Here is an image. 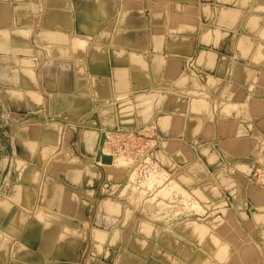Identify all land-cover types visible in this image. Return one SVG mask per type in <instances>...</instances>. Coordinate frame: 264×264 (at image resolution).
Returning a JSON list of instances; mask_svg holds the SVG:
<instances>
[{
	"label": "crops",
	"instance_id": "1",
	"mask_svg": "<svg viewBox=\"0 0 264 264\" xmlns=\"http://www.w3.org/2000/svg\"><path fill=\"white\" fill-rule=\"evenodd\" d=\"M263 81L264 0H0V264H264ZM123 126L201 210L125 193Z\"/></svg>",
	"mask_w": 264,
	"mask_h": 264
},
{
	"label": "rangeland",
	"instance_id": "2",
	"mask_svg": "<svg viewBox=\"0 0 264 264\" xmlns=\"http://www.w3.org/2000/svg\"><path fill=\"white\" fill-rule=\"evenodd\" d=\"M185 66L189 70L194 69L192 63L191 64L185 63ZM193 71L196 73V75L200 74L196 71V69ZM124 130H126V132H124ZM124 130H122L123 134L119 135V136L110 135L113 131H111L110 134L105 135V141L104 142L108 147V151H109L108 153H110V154L115 153V154L121 155L123 157H125V156L127 157V159L124 158L125 161L116 162V164L118 166L129 167L131 170L133 169L134 173L132 175L135 176L137 179H139L138 181L147 178V176H149L150 173L157 174V178L155 179L156 182L154 181L152 186L150 185L151 187H149L148 190L144 191L145 193L139 194L135 198L140 199V197L144 198L147 196H151L150 201H152V200L155 201L156 197H157L156 195H158V193L161 190H164V188L169 189V190L171 189L170 193H174L173 188H171V186H170L171 185L170 182L173 181L174 185L176 184V186L178 187L176 180L172 179L171 175H169V173H166L162 169L157 168L155 166V164L153 163L152 159L150 158L151 151H153V149L159 144L158 143L159 138H157L158 135H157V132L155 131V127L154 126L153 127H147L145 129L144 128H131V129L125 128ZM150 130H151V132H150ZM102 133L103 134L108 133V129H101V134ZM109 135H110V137H108ZM107 138L109 139L108 143H107ZM180 146H183V145L181 144ZM111 151H113V153ZM131 158L133 161L131 160ZM255 171H256V168L252 171V174H256V173H254ZM145 173H146V175H145ZM143 176H144V178H142ZM257 177H258V175L255 176L256 179H257ZM168 179H169V181H168ZM159 181H162V182L160 183ZM157 186H160L162 188L159 187V189L156 191V190H154V188ZM183 192H185V191L179 188L178 192H177L179 197L177 199L176 196H173L174 199L178 200V202H181V204H183L185 206V208H187L189 206L190 209L193 208L195 210H201V206L200 205L197 206V202H194L196 205L194 203H191V201L188 200V198L183 194ZM159 195L162 196V198H169L170 197V194L168 197H167V195H165V196H163L161 194H159ZM148 198H150V197H148ZM185 198H187V199H185ZM185 200H186V204H185ZM143 208L146 209V207H143ZM178 211H179V213L184 212L181 208H179Z\"/></svg>",
	"mask_w": 264,
	"mask_h": 264
},
{
	"label": "bare ground",
	"instance_id": "3",
	"mask_svg": "<svg viewBox=\"0 0 264 264\" xmlns=\"http://www.w3.org/2000/svg\"><path fill=\"white\" fill-rule=\"evenodd\" d=\"M3 1V0H2ZM72 1V0H71ZM98 1V0H97ZM100 1V0H99ZM104 1V0H103ZM120 3V2H119ZM125 3V2H124ZM196 3V2H195ZM15 4V3H14ZM13 4V5H14ZM27 4V3H26ZM73 4V3H72ZM102 4H103V2H102ZM189 4V3H188ZM10 5V4H9ZM23 5H25V3L23 4ZM99 6V5H98ZM7 7V6H6ZM72 7H73V5H72ZM116 7V6H115ZM125 7V6H124ZM3 8V7H2ZM69 8V7H68ZM116 8H118V7H116ZM29 9V8H28ZM105 9V8H104ZM3 10V9H2ZM123 10V9H122ZM121 10V11H122ZM6 11V10H5ZM65 11V10H64ZM95 11V10H94ZM5 13V12H4ZM119 13V12H118ZM70 15V14H69ZM19 16V15H18ZM110 16V15H109ZM21 17V16H20ZM114 17V16H113ZM112 17V18H113ZM60 18V17H59ZM73 19V18H72ZM4 20V19H3ZM74 20V19H73ZM10 21V20H9ZM31 21V20H30ZM79 21V20H78ZM108 21V20H107ZM199 21H201V18H200V20ZM72 22V21H71ZM74 22V21H73ZM22 23V22H21ZM7 25V24H6ZM12 26V25H11ZM161 27V26H160ZM7 28V27H6ZM64 28V27H63ZM81 29V28H80ZM71 30H73V29H71ZM56 31V30H55ZM170 31V30H169ZM171 32H172V30H171ZM84 33V32H83ZM108 33H110V32H107V34ZM112 33V32H111ZM174 33V32H173ZM11 34V33H10ZM9 34V35H10ZM80 34V33H79ZM216 35V34H215ZM84 36V35H83ZM37 37H38V35H37ZM215 37V36H214ZM67 38V37H66ZM10 39H11V37H10ZM7 41V40H6ZM110 41V40H109ZM12 42V41H11ZM93 42V41H92ZM6 43V42H5ZM4 44V43H3ZM7 45H9L8 43H7ZM93 45V44H92ZM108 45V44H107ZM110 45V44H109ZM12 46V45H11ZM13 47V46H12ZM97 47V46H96ZM9 48V47H8ZM13 50H15V49H13ZM10 51V49H8V52ZM7 52V51H6ZM62 52V51H61ZM68 53H69V49H68ZM102 54V53H101ZM105 54V53H104ZM11 55V54H10ZM13 55V54H12ZM62 55V54H61ZM68 55V54H67ZM15 56V55H14ZM107 58V57H106ZM89 59V58H88ZM131 59V58H130ZM206 60V59H205ZM126 61V60H125ZM13 63V62H12ZM24 63V62H23ZM90 64V63H89ZM123 65H124V63H122ZM180 64V63H179ZM175 66V65H174ZM28 67V66H27ZM16 69V68H15ZM19 68H17V70H18ZM14 70V69H13ZM16 70V71H17ZM23 70V69H22ZM41 71V70H40ZM217 71V70H216ZM187 72V71H186ZM185 72V73H186ZM131 73H132V71H131ZM24 74V73H23ZM130 74V73H129ZM136 74V73H135ZM25 75V74H24ZM137 75V74H136ZM190 75V74H189ZM135 76V75H134ZM243 76H244V74H243ZM14 77V76H13ZM39 77V76H38ZM6 78V77H5ZM12 78V77H11ZM134 78H136V77H134ZM181 78V77H180ZM244 78V77H243ZM137 79V78H136ZM135 79V80H136ZM137 82V81H136ZM189 82V81H188ZM264 82V81H263ZM131 83V82H130ZM184 84V83H183ZM143 86V85H142ZM140 87V86H139ZM177 88V87H176ZM184 88V87H183ZM185 88H186V86H185ZM184 88V89H185ZM189 88V87H188ZM181 89V88H180ZM179 89V90H180ZM210 89V88H209ZM110 90V89H109ZM113 90V89H112ZM111 90V91H112ZM189 90V89H188ZM207 90V89H206ZM110 92V91H109ZM114 92V91H113ZM219 94V93H218ZM11 95V94H10ZM112 95V94H111ZM194 95H196V94H194ZM17 96V95H16ZM28 96V95H27ZM202 96V95H201ZM204 96V95H203ZM40 97V96H39ZM108 97V96H107ZM41 98V97H40ZM104 98V97H103ZM111 98V97H110ZM116 98V97H115ZM20 99H21V97H20ZM36 99V98H35ZM102 99V98H101ZM100 99V100H101ZM242 99H243V97H242ZM245 99V98H244ZM113 100V99H112ZM183 100V99H182ZM246 100V99H245ZM40 101V100H39ZM104 101V100H103ZM32 102V101H31ZM38 102V101H37ZM90 102V101H89ZM104 102H106V101H104ZM241 102H243L242 100H241ZM248 102V101H247ZM35 104V103H34ZM240 107V106H239ZM198 110V109H197ZM196 110V111H197ZM151 111V110H150ZM195 111V112H196ZM251 111V110H250ZM153 111H151V113H152ZM154 113V112H153ZM180 113V112H179ZM186 113V112H185ZM189 113V112H188ZM250 114V113H249ZM186 115V114H185ZM188 115V114H187ZM178 116H180V115H178ZM171 117V116H170ZM144 119V118H143ZM175 119V118H174ZM201 119V118H200ZM249 120V119H248ZM251 120V119H250ZM249 120V121H250ZM154 121V120H153ZM175 121V120H174ZM134 122V121H133ZM146 123V122H145ZM158 124V123H157ZM116 125V124H115ZM128 125V124H127ZM132 126V125H131ZM166 126V125H165ZM173 126V125H172ZM177 126V125H176ZM179 126V125H178ZM123 128H126V127H124L123 126ZM160 128V127H159ZM131 129V128H130ZM112 130H109L108 129V133H104V139H103V142L101 143H99V147H98V150H99V154H97V156H96V160H97V162H100V163H102V161H101V156L102 155H109V156H111V158H112V160H111V162L110 163H105V164H107L108 166H110V165H117L116 164V162H123V161H125V159H127V157L125 156V157H123V156H121V155H118V154H115V153H113V154H110V153H108L109 151H108V147H107V145L105 144V135H108V134H110V132H111ZM159 131V130H158ZM249 131V130H248ZM252 131V130H251ZM150 132H151V130H150ZM251 133V132H250ZM159 136V135H158ZM162 136V135H161ZM158 138V137H157ZM15 141V140H14ZM19 141V140H18ZM28 143V142H27ZM159 143V142H158ZM181 143V142H180ZM179 143V144H180ZM226 143V142H225ZM35 144V143H34ZM61 144V143H60ZM162 144V143H161ZM230 144V143H229ZM59 145V144H58ZM163 145V144H162ZM228 145V144H227ZM62 146V145H61ZM165 147V146H164ZM174 147H175V145H174ZM149 148V147H148ZM167 148V147H166ZM174 149V148H173ZM243 149V148H242ZM152 150V149H151ZM164 150V149H163ZM171 150V149H170ZM40 151V150H39ZM56 151V150H55ZM144 151V150H143ZM167 151V150H166ZM181 151V150H180ZM179 151V152H180ZM150 152V151H149ZM182 152V151H181ZM95 155V154H94ZM46 156V155H45ZM139 156V155H138ZM179 156H182L181 154H179ZM191 156V155H190ZM49 158V157H48ZM125 158V159H124ZM173 158V157H172ZM150 159V158H149ZM193 159V158H192ZM130 160V159H129ZM131 160H132V158H131ZM156 160V159H155ZM61 161V160H60ZM133 161V160H132ZM191 161V160H190ZM189 161V162H190ZM47 162V161H46ZM197 162V161H196ZM99 163V164H100ZM156 163V162H155ZM191 163V162H190ZM195 163V162H194ZM27 164V163H26ZM35 164V163H34ZM183 164V163H182ZM200 164V163H199ZM186 165H188V164H186ZM185 165V166H186ZM159 166H160V164H159ZM184 166V165H183ZM30 167V166H29ZM104 167V166H103ZM119 167V166H118ZM189 167V166H188ZM78 168V167H77ZM80 168V167H79ZM119 168H123V166H120ZM134 168V167H133ZM193 168V167H192ZM192 168H190V169H192ZM42 169V168H41ZM67 169H68V167H67ZM149 169V168H148ZM86 170H88V169H86ZM133 170V169H132ZM186 170V169H185ZM91 171H92V169H91ZM127 171V170H126ZM195 171V170H194ZM43 172V171H42ZM41 172V173H42ZM129 172V171H128ZM132 172V171H131ZM130 172V173H131ZM154 172V171H153ZM143 173V172H142ZM202 173V172H201ZM75 174V173H74ZM171 174V173H170ZM169 174V175H170ZM176 174V173H175ZM189 174V173H188ZM124 175V174H123ZM131 175V174H130ZM145 175H146V173H145ZM168 175V176H169ZM163 176V175H162ZM19 177H20V175H19ZM138 177V176H137ZM174 177V176H173ZM142 178H144V176L142 177ZM157 178V174H155V173H150V175L149 176H147V178H145V179H143V180H140V181H138L139 179H137L135 176H131V180H130V184L128 185V187H129V190H126L125 191V193L126 194H128L130 197H136L137 195H139V194H142V193H145L144 191H146V190H148V188L149 187H151L152 186V184H153V182L155 181V179ZM160 178V177H159ZM175 178V177H174ZM161 179V178H160ZM166 179V178H165ZM129 180V179H128ZM162 180V179H161ZM172 180V179H171ZM175 180V179H174ZM75 181V180H74ZM168 181H169V179H168ZM167 181V182H168ZM108 182H110V180L108 181ZM122 182V181H121ZM156 182V181H155ZM160 183L162 182V181H159ZM14 183V182H13ZM115 183H117V182H115ZM119 183V182H118ZM172 182H170V184H171ZM178 183V182H177ZM165 184V183H164ZM107 185V184H106ZM126 185V184H125ZM151 185V186H150ZM21 186V185H20ZM79 186V185H78ZM115 186V185H114ZM168 186V185H167ZM172 186V185H171ZM175 186V185H174ZM23 187V186H22ZM54 187V186H53ZM105 187V186H104ZM165 187V186H164ZM173 187V186H172ZM179 187V186H178ZM178 187H176V188H178ZM106 188V187H105ZM123 188V187H122ZM124 188H125V186H124ZM113 189V188H112ZM158 189V188H157ZM175 189V188H174ZM179 189V188H178ZM185 189V188H184ZM18 190V189H17ZM125 190V189H124ZM171 190V189H170ZM170 190L169 189H165L164 188V190H161L159 193H158V195H156L157 197H156V200L155 201H153L152 200V202H150L151 203V207H150V209L152 210V211H154V210H156V211H160L161 210V208H162V206H168L167 208H169V206H171V204H170V202L168 201L167 202V200L165 201L163 198H162V196H160L159 194H161V195H163V196H165V195H167V197L169 196V193H170ZM115 191V190H114ZM157 191V190H156ZM176 191H177V189H176ZM16 192V191H15ZM54 192V191H53ZM187 192V191H186ZM186 192H183V194L185 193L186 194ZM216 192V191H215ZM84 193V192H83ZM123 193V192H122ZM124 193V194H125ZM149 193V192H148ZM175 193V192H174ZM58 194V193H57ZM171 194V193H170ZM240 194V193H239ZM263 194V193H262ZM86 195V194H85ZM174 195V194H173ZM190 195V194H189ZM24 196V195H23ZM33 196V195H32ZM19 197V196H18ZM55 197V196H54ZM59 197V196H58ZM147 197H150L151 198V196H147ZM178 197H179V195H178ZM51 197H49V199H50ZM138 198V197H137ZM141 198V197H140ZM7 199V198H6ZM28 199V198H27ZM54 199V198H53ZM57 199V198H56ZM63 199V198H62ZM70 199V198H69ZM185 199H187V198H185ZM11 200V199H10ZM77 200V199H76ZM196 200V199H195ZM218 200V199H217ZM7 201V200H6ZM17 201H18V199H17ZM24 201V200H23ZM59 201V200H58ZM172 201V200H171ZM176 201V200H175ZM214 201V200H213ZM8 202V201H7ZM218 202V201H217ZM16 203V202H15ZM81 203V202H80ZM172 203H174L175 204V207H176V209H179V208H181L183 211H189L188 210V208L186 209L185 208V206L183 205V204H181V202H178V203H175V202H172ZM263 203V202H262ZM140 204V203H139ZM185 204H186V200H185ZM195 204V203H194ZM199 204V203H198ZM67 205H68V203H67ZM192 205V204H191ZM196 205V204H195ZM17 206V205H16ZM59 206V205H58ZM143 206V205H142ZM148 206V205H147ZM150 206V205H149ZM194 206V205H193ZM198 206V205H197ZM201 206V205H200ZM31 207V206H30ZM136 207V206H135ZM134 207V208H135ZM145 207H146V204H145ZM25 208V207H24ZM78 208V207H77ZM137 208V207H136ZM197 208V207H196ZM190 209V208H189ZM73 210V209H72ZM121 210H122V208H121ZM120 210V211H121ZM225 210V209H224ZM25 211V210H24ZM146 211L148 212V210L146 209ZM155 211V212H156ZM133 212V211H132ZM144 212H145V209H144ZM61 213V212H60ZM110 213V212H109ZM124 213V212H123ZM149 213H151L150 211H149ZM159 213V212H158ZM186 213V212H185ZM63 214V213H62ZM73 214V213H72ZM163 214H165V213H163ZM162 213H161V215L162 216H164V218H165V215H163ZM264 214V213H263ZM78 215V214H77ZM122 215H124V214H122ZM146 215V214H145ZM148 215V214H147ZM152 215V214H151ZM224 215V214H223ZM134 216V215H133ZM158 216V215H157ZM215 216V215H214ZM32 217V216H31ZM120 217V216H119ZM159 217V216H158ZM62 218V217H61ZM121 218V217H120ZM152 218V217H151ZM154 218V217H153ZM191 218V217H190ZM203 218V217H202ZM111 219V218H110ZM130 219V218H129ZM189 219V218H188ZM218 219V218H217ZM101 220V219H100ZM143 220V219H142ZM150 220H152V219H150ZM201 220V219H200ZM216 220V219H215ZM29 222V221H28ZM27 222V223H28ZM33 222V221H32ZM61 222V221H60ZM117 222V221H116ZM167 222V221H166ZM73 223V222H72ZM71 223V224H72ZM75 223V222H74ZM96 223V222H95ZM103 223V222H102ZM101 223V224H102ZM155 223V222H154ZM210 223V222H209ZM80 224H82V223H80ZM98 224V223H97ZM116 224V223H115ZM114 224V225H115ZM120 224H121V222H120ZM125 224H127V223H125ZM168 225H171V224H169V223H167ZM230 224H232V223H230ZM260 224V223H259ZM77 225V224H76ZM158 225V224H157ZM209 225V224H208ZM59 226V225H58ZM67 226V225H66ZM94 226V225H93ZM111 226V225H110ZM123 226V225H122ZM129 226V225H128ZM163 226V225H162ZM213 226H214V224H213ZM74 227V226H73ZM76 227V226H75ZM102 227V226H101ZM106 227V226H105ZM108 227V226H107ZM106 227V228H107ZM132 227V226H131ZM142 227V226H141ZM180 227V226H179ZM197 227V226H196ZM211 227V226H210ZM86 228H88V227H86ZM99 228V227H98ZM104 228V227H103ZM114 228V227H113ZM166 228V227H165ZM212 228V227H211ZM90 229V228H89ZM139 229V228H138ZM161 229V228H160ZM170 229V228H169ZM168 229V230H169ZM213 229V228H212ZM259 230V229H258ZM58 231V230H57ZM97 231V230H96ZM196 231H198V229L196 230ZM175 232V231H174ZM216 232V231H215ZM98 233V232H97ZM110 233V232H109ZM177 233V232H176ZM212 233V232H211ZM169 234V233H168ZM185 234V233H184ZM214 234V233H213ZM227 234V233H226ZM55 235H57V234H55ZM69 235V234H68ZM89 235V234H88ZM125 235V234H124ZM136 235V234H135ZM176 235V234H175ZM180 235V234H179ZM248 235V234H247ZM216 236V235H215ZM222 236V235H221ZM168 237V236H167ZM96 238V237H95ZM106 238V237H105ZM180 238V237H179ZM165 239V238H164ZM215 239V238H214ZM232 239V238H231ZM96 240V239H95ZM106 240V239H105ZM204 240H205V238H204ZM252 240V239H251ZM256 240V239H255ZM94 241V240H93ZM97 241V240H96ZM182 241V240H181ZM185 241H186V239H185ZM201 241V240H200ZM237 241V240H236ZM253 241V240H252ZM173 242V241H172ZM190 242V241H189ZM213 242H214V240H213ZM227 242V241H226ZM100 243V242H99ZM123 243V242H122ZM208 243V242H207ZM239 243V242H238ZM103 244V243H102ZM189 244V243H188ZM211 244H212V242H211ZM220 244V243H219ZM251 244V243H250ZM264 244V243H263ZM206 245V244H205ZM205 245H204V247H205ZM234 245H235V243H234ZM258 245V244H257ZM121 246V245H120ZM123 246V245H122ZM98 247V246H97ZM99 247H101V246H99ZM105 247V246H104ZM102 248V247H101ZM107 248V247H106ZM165 248V247H164ZM202 248V247H201ZM257 248H258V246H257ZM98 249V248H97ZM104 249V248H103ZM166 249V248H165ZM212 249V248H211ZM210 249V250H211ZM94 250V249H93ZM102 251V250H101ZM126 251V250H125ZM175 251V250H174ZM214 251V250H213ZM212 252V251H211ZM85 253V252H84ZM174 253V252H173ZM261 253V252H260ZM238 254V253H237ZM261 255V254H260ZM263 255V254H262ZM183 256V255H182ZM235 256V255H234ZM258 256H259V254H258ZM120 257V256H119ZM133 258V257H132ZM201 258V257H200ZM211 258V257H210ZM226 258V257H225ZM255 258V257H254ZM253 258V259H254ZM151 259V258H150ZM190 259V258H189ZM215 259V258H214ZM198 260V259H197ZM252 260V259H251ZM144 261V260H143ZM253 261V260H252ZM125 262V261H124ZM132 262V261H131ZM134 262V261H133ZM136 262V261H135ZM145 262V261H144ZM186 262V261H185ZM198 262V261H197ZM214 262V261H213ZM147 263V262H146ZM194 264V263H193ZM208 264V263H207ZM250 264V263H249ZM263 264V263H262Z\"/></svg>",
	"mask_w": 264,
	"mask_h": 264
},
{
	"label": "water",
	"instance_id": "4",
	"mask_svg": "<svg viewBox=\"0 0 264 264\" xmlns=\"http://www.w3.org/2000/svg\"><path fill=\"white\" fill-rule=\"evenodd\" d=\"M103 139H104V134L102 133V134H101V140H100L101 143L103 142ZM98 154H99V150H98ZM111 160H112V158H111V156H109V155H102V156H101V161H102L103 163H110Z\"/></svg>",
	"mask_w": 264,
	"mask_h": 264
}]
</instances>
